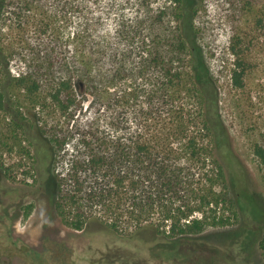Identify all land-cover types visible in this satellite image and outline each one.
Listing matches in <instances>:
<instances>
[{"label": "trees", "instance_id": "trees-1", "mask_svg": "<svg viewBox=\"0 0 264 264\" xmlns=\"http://www.w3.org/2000/svg\"><path fill=\"white\" fill-rule=\"evenodd\" d=\"M198 12L197 0H0L3 212L43 192L69 229L104 227L151 252L238 218L242 198L256 193L222 115ZM229 51L242 88L249 66L238 36ZM43 92L63 120L40 121ZM14 149L32 160L27 189L1 187L15 179L3 160ZM253 153L264 165V148ZM124 219L135 223L127 232Z\"/></svg>", "mask_w": 264, "mask_h": 264}, {"label": "rangeland", "instance_id": "rangeland-1", "mask_svg": "<svg viewBox=\"0 0 264 264\" xmlns=\"http://www.w3.org/2000/svg\"><path fill=\"white\" fill-rule=\"evenodd\" d=\"M197 3L199 41L218 81L222 115L231 132L238 163L248 173L250 191L256 193L242 198L238 218L227 227L207 228L200 235L163 245V251L156 248L153 251L157 252H151L104 227L69 229L56 216L43 192L35 198H23L19 212L16 207L3 212L2 205L8 201L0 198V264H105L104 256L114 255L117 249L120 257L113 264H264V251L259 246L264 229V165L253 153L255 145L264 148V0ZM234 36L241 40L248 58L249 70L242 88L234 87L231 81L233 61L229 45ZM11 67L14 72L19 70L17 55H13ZM78 81L81 80L75 81L74 88L81 96L76 90ZM43 97L44 92L40 102L46 105L36 107L38 117L54 124L60 116L50 114L53 107H47L49 101ZM3 160L15 179L1 187L27 189L26 183L33 182L25 174L31 169V158L14 149L4 154ZM237 165L234 164V171H238ZM57 169L64 170L60 163ZM29 204L32 208L26 217L24 208ZM14 215L20 216L13 220ZM134 225L124 219L120 230L127 232Z\"/></svg>", "mask_w": 264, "mask_h": 264}, {"label": "water", "instance_id": "water-1", "mask_svg": "<svg viewBox=\"0 0 264 264\" xmlns=\"http://www.w3.org/2000/svg\"><path fill=\"white\" fill-rule=\"evenodd\" d=\"M76 90L78 92V94L82 95L84 93V84L82 81H78L76 83Z\"/></svg>", "mask_w": 264, "mask_h": 264}]
</instances>
